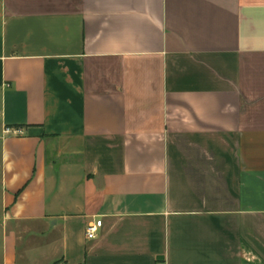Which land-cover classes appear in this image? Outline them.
<instances>
[{
    "label": "crops",
    "instance_id": "1",
    "mask_svg": "<svg viewBox=\"0 0 264 264\" xmlns=\"http://www.w3.org/2000/svg\"><path fill=\"white\" fill-rule=\"evenodd\" d=\"M0 196V264H264V0H0Z\"/></svg>",
    "mask_w": 264,
    "mask_h": 264
},
{
    "label": "built area",
    "instance_id": "2",
    "mask_svg": "<svg viewBox=\"0 0 264 264\" xmlns=\"http://www.w3.org/2000/svg\"><path fill=\"white\" fill-rule=\"evenodd\" d=\"M6 135H16L21 136L23 135V131L21 129H11L6 128L5 129ZM102 227V221H96L93 223H90L86 229V237L89 240H94L97 238L100 228Z\"/></svg>",
    "mask_w": 264,
    "mask_h": 264
},
{
    "label": "rangeland",
    "instance_id": "3",
    "mask_svg": "<svg viewBox=\"0 0 264 264\" xmlns=\"http://www.w3.org/2000/svg\"><path fill=\"white\" fill-rule=\"evenodd\" d=\"M0 207H1V196H0ZM0 218H1V212H0ZM23 250L24 249L21 250V248H20L21 253H23ZM1 255H2V236H1V231H0V260H1ZM20 264H28V263H26L24 260H22L20 262ZM58 264H60V263H58Z\"/></svg>",
    "mask_w": 264,
    "mask_h": 264
}]
</instances>
